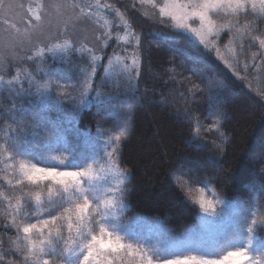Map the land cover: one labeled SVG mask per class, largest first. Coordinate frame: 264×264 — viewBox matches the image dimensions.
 <instances>
[{
    "label": "snow or ice",
    "instance_id": "obj_1",
    "mask_svg": "<svg viewBox=\"0 0 264 264\" xmlns=\"http://www.w3.org/2000/svg\"><path fill=\"white\" fill-rule=\"evenodd\" d=\"M12 8L0 0V12ZM132 13L160 28L138 31ZM26 14L22 33L9 25L20 38L0 42V264H264V183L229 197L178 164L168 176L197 211L177 233L167 217L128 215L122 158L136 106L155 100L141 92L153 35L158 46L182 38L203 53L188 57L180 96H203L206 106L179 115L190 145L225 154L224 85L234 77L251 88L249 77L264 71V0H36ZM93 107L94 130L81 127ZM249 163L264 177V139Z\"/></svg>",
    "mask_w": 264,
    "mask_h": 264
},
{
    "label": "trees",
    "instance_id": "obj_2",
    "mask_svg": "<svg viewBox=\"0 0 264 264\" xmlns=\"http://www.w3.org/2000/svg\"><path fill=\"white\" fill-rule=\"evenodd\" d=\"M129 1L116 0L117 6ZM132 15L138 31L150 32L160 28L138 13ZM158 43L159 37H145L144 47L151 49V55L145 58L142 66L141 92L147 87L154 91L155 100L136 106L128 139L122 144V158L131 171L128 187L131 190L132 212L167 217L170 226L180 230L192 223L197 208L168 176V172L178 164L191 167L193 176L201 180L209 179L231 195L243 197L249 193L247 186L251 182L264 183V177L253 176L249 163L250 152L256 143L264 139V102L234 77H228L224 85L227 98L222 130L229 136L230 143L222 157L213 156L211 149L198 151L189 144V125L179 119L178 114L186 106L201 110L206 106L203 96L198 95L194 102H186L180 96L181 92L187 93V87H190L183 77L190 74L195 63L188 57L203 53L193 49L182 38L159 46ZM170 60H174V80L169 79L173 75L169 71L173 67ZM212 60L214 57L209 59V64ZM228 86L231 89L229 94ZM161 94L173 101V106L160 104L158 99ZM93 111L94 107L83 113L81 127L92 126L95 122ZM208 135L210 141L212 137ZM4 222L5 217L0 214V224Z\"/></svg>",
    "mask_w": 264,
    "mask_h": 264
},
{
    "label": "rangeland",
    "instance_id": "obj_3",
    "mask_svg": "<svg viewBox=\"0 0 264 264\" xmlns=\"http://www.w3.org/2000/svg\"><path fill=\"white\" fill-rule=\"evenodd\" d=\"M127 1V0H126ZM131 2V1H129ZM129 2H127L129 4ZM35 4L36 0H5V4H12L13 8L11 10H6L3 12H0V42H9L12 41L14 39H19L20 38V34H17L11 27H9L10 24H15L17 26V28H19L21 30V33L24 30L25 27V23L24 21L27 18V14H26V8L29 4ZM23 4L24 8H20L19 5ZM149 11L151 12V9H149ZM139 14V13H138ZM51 15L54 17V13H51ZM140 15V14H139ZM5 21H7V23H5ZM47 19L45 20L44 23V29H45V35H48L49 33L47 32ZM85 32H87V34L89 36H91V28L86 27L84 29ZM109 53H111V48L109 50ZM250 72L252 71L251 69L249 70ZM150 71H148L149 74ZM249 80L251 81V88L247 87V82L244 84V86H246V88L248 89V91L253 94L255 97H257V99L261 100L262 102H264V97L257 95V91H264V71H262L260 73L259 78L257 79L255 74H253V76L249 77ZM108 90V89H106ZM231 92L230 87L228 86L227 88V94H229ZM159 100V99H158ZM167 105L173 106V101ZM176 110V108H175ZM94 114L96 112V109L94 107ZM178 118L182 119L181 116L178 114ZM184 120V119H182ZM95 122H96V117H95ZM95 122L92 124L93 126V130H94V125ZM90 126V125H89ZM215 134H211L210 137L214 136ZM258 143L255 144L254 148L257 147ZM251 155V152L249 154V157ZM203 180V179H202ZM209 180V179H208ZM209 182L215 187L217 188V190L222 191L224 194H226L229 197H241L239 195H231L225 192L224 189L222 188H218L216 187L210 180ZM202 186V185H200ZM142 214H147V213H143V212H139ZM133 214V212L128 213L129 216H131ZM158 215V214H156ZM170 225V224H169ZM186 227V226H185ZM183 229V228H182ZM181 230V229H180ZM180 230H176L177 233ZM261 238L264 239V234L261 235Z\"/></svg>",
    "mask_w": 264,
    "mask_h": 264
}]
</instances>
